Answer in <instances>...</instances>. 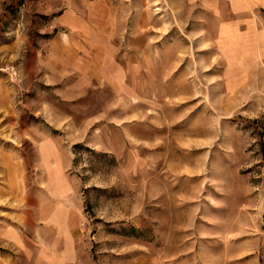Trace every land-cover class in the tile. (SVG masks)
<instances>
[{
    "label": "rangeland",
    "instance_id": "374dc122",
    "mask_svg": "<svg viewBox=\"0 0 264 264\" xmlns=\"http://www.w3.org/2000/svg\"><path fill=\"white\" fill-rule=\"evenodd\" d=\"M50 1L0 0V254L54 168L84 264H264V60L186 0H69L90 39Z\"/></svg>",
    "mask_w": 264,
    "mask_h": 264
},
{
    "label": "crops",
    "instance_id": "0c3cea01",
    "mask_svg": "<svg viewBox=\"0 0 264 264\" xmlns=\"http://www.w3.org/2000/svg\"><path fill=\"white\" fill-rule=\"evenodd\" d=\"M186 2L210 16L217 38L213 43L220 47L224 60L240 65V78L250 69L249 64L264 60V0ZM48 9L59 10L56 27L67 28L79 39H90L93 28L88 20L82 21V9L76 3L51 0ZM76 191L64 172L50 168L36 200V215L24 212L19 217L23 227L35 225L34 231L12 232L4 237L2 241L7 239L13 253L0 254V264H84L81 207Z\"/></svg>",
    "mask_w": 264,
    "mask_h": 264
}]
</instances>
